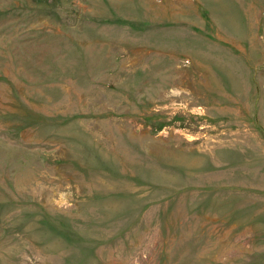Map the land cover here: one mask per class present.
Masks as SVG:
<instances>
[{
	"label": "rangeland",
	"instance_id": "1",
	"mask_svg": "<svg viewBox=\"0 0 264 264\" xmlns=\"http://www.w3.org/2000/svg\"><path fill=\"white\" fill-rule=\"evenodd\" d=\"M0 264H264V0H0Z\"/></svg>",
	"mask_w": 264,
	"mask_h": 264
},
{
	"label": "bare ground",
	"instance_id": "2",
	"mask_svg": "<svg viewBox=\"0 0 264 264\" xmlns=\"http://www.w3.org/2000/svg\"><path fill=\"white\" fill-rule=\"evenodd\" d=\"M230 3V2H229ZM240 3V2H239ZM244 6V5H243ZM245 11V10H244ZM234 16V15H233ZM225 18V17H224ZM234 18V17H233ZM238 18V17H237ZM247 18V17H246ZM243 23V22H242ZM241 24V23H240ZM246 25V24H245ZM244 26V25H243ZM228 29V28H227ZM235 29V28H234ZM225 31V30H224ZM232 31V30H231ZM221 33V32H220ZM223 33V32H222ZM183 34V33H182ZM195 37V36H194ZM220 37V36H219ZM184 39V38H183ZM178 40V39H177ZM192 40V39H191ZM194 40V39H193ZM183 41V40H182ZM216 41V40H215ZM229 41V40H228ZM198 42V40H197ZM211 42V41H210ZM200 43V42H199ZM211 44V43H210ZM202 45V44H201ZM207 50V49H206ZM221 54V53H220ZM214 57V56H213ZM214 68V67H213ZM232 88V87H231Z\"/></svg>",
	"mask_w": 264,
	"mask_h": 264
}]
</instances>
